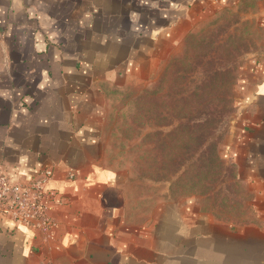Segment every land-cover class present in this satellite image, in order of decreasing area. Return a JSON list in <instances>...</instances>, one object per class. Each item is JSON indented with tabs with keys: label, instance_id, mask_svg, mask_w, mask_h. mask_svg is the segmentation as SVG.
Wrapping results in <instances>:
<instances>
[{
	"label": "crops",
	"instance_id": "crops-1",
	"mask_svg": "<svg viewBox=\"0 0 264 264\" xmlns=\"http://www.w3.org/2000/svg\"><path fill=\"white\" fill-rule=\"evenodd\" d=\"M242 1L0 0V164L17 182L50 168L53 222L38 232L0 218V264H264V57L242 80L230 146L252 223L215 220L190 197L136 216L100 140L111 91Z\"/></svg>",
	"mask_w": 264,
	"mask_h": 264
},
{
	"label": "rangeland",
	"instance_id": "rangeland-1",
	"mask_svg": "<svg viewBox=\"0 0 264 264\" xmlns=\"http://www.w3.org/2000/svg\"><path fill=\"white\" fill-rule=\"evenodd\" d=\"M254 1L198 21L110 92L102 150L109 167L121 172L136 216L190 197L215 220L237 226L255 220L230 154L246 111L242 80L264 57V18Z\"/></svg>",
	"mask_w": 264,
	"mask_h": 264
},
{
	"label": "built area",
	"instance_id": "built-area-1",
	"mask_svg": "<svg viewBox=\"0 0 264 264\" xmlns=\"http://www.w3.org/2000/svg\"><path fill=\"white\" fill-rule=\"evenodd\" d=\"M51 176L50 168H43L31 180L10 181L0 164V218L33 231H48L53 225L47 215L52 194L46 185Z\"/></svg>",
	"mask_w": 264,
	"mask_h": 264
}]
</instances>
